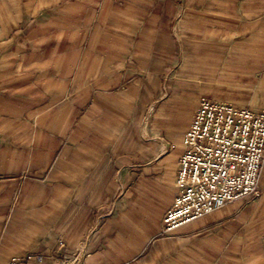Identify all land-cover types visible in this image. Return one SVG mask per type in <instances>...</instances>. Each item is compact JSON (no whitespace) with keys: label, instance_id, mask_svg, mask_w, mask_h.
Wrapping results in <instances>:
<instances>
[{"label":"crops","instance_id":"0c3cea01","mask_svg":"<svg viewBox=\"0 0 264 264\" xmlns=\"http://www.w3.org/2000/svg\"><path fill=\"white\" fill-rule=\"evenodd\" d=\"M203 98L264 110V0H0V264H264V161L163 231Z\"/></svg>","mask_w":264,"mask_h":264},{"label":"built area","instance_id":"2783aa9c","mask_svg":"<svg viewBox=\"0 0 264 264\" xmlns=\"http://www.w3.org/2000/svg\"><path fill=\"white\" fill-rule=\"evenodd\" d=\"M178 194L163 216V231L223 207L245 195L259 196L264 161V110L203 98L180 143ZM79 251L56 264H78ZM39 256L11 257L5 264H32Z\"/></svg>","mask_w":264,"mask_h":264},{"label":"rangeland","instance_id":"374dc122","mask_svg":"<svg viewBox=\"0 0 264 264\" xmlns=\"http://www.w3.org/2000/svg\"><path fill=\"white\" fill-rule=\"evenodd\" d=\"M143 135H144V134H143ZM144 136H145V138H148L147 135H144ZM261 191H262V190H261V188H260V186H259V196H260V194H261ZM259 196H257V197H259ZM257 197H256V198H257ZM71 254H74V253H71ZM71 254H69V255H71ZM0 256H1V255H0ZM0 261H1V260H0Z\"/></svg>","mask_w":264,"mask_h":264}]
</instances>
